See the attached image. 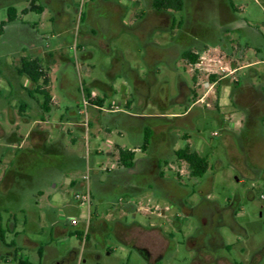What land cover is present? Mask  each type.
Masks as SVG:
<instances>
[{
  "label": "crops",
  "instance_id": "crops-1",
  "mask_svg": "<svg viewBox=\"0 0 264 264\" xmlns=\"http://www.w3.org/2000/svg\"><path fill=\"white\" fill-rule=\"evenodd\" d=\"M17 1L20 0H1L6 13L8 8H13L17 15L0 36L1 79L11 77V68L20 58H38L48 68V92L51 102L58 108V88L70 101L81 99L77 88L82 81L81 75L89 69L87 62L92 59L89 49L101 51L107 61V83L94 79L90 86L83 82L82 85L88 97L103 100L102 105L93 107L98 116L90 129L93 135L107 137L104 151L110 163L105 169L90 168L89 165L94 163L93 154H103L100 144L94 143L93 153L86 154L89 161L85 171L91 174V185L99 200L109 203L111 212L117 206L115 237L141 257L153 253L170 232L169 193L174 190L184 195L189 193V184L174 170V153L185 147L197 153L187 132L183 134L185 145L182 148L174 146L172 136L168 134L173 126L167 129L166 136H159L160 119L172 121L173 125L179 123L184 129L193 131L200 118L209 116L223 125V122L231 121V116L246 114L230 125V130L235 129V132L223 125L222 136L239 143L247 154L264 150V69L257 68L264 64V33L258 24H250L235 12L232 0H182L180 12L156 10L153 0H129V3L124 0H83L80 12L75 7L79 0H21L24 7L20 10L14 6ZM30 2L39 10L28 11ZM174 13L179 14L178 18ZM32 14L38 16V20H27ZM162 40L164 44L160 42ZM230 46L236 50L232 66L235 75L219 77L223 72L210 67L216 71L209 81L203 65L197 61L205 58L203 52L206 49L218 51ZM159 51L168 54L175 51L176 55L165 64L166 76L162 80L156 56ZM186 53L196 57L194 64L182 59ZM136 61L143 65L138 66ZM171 75L175 77V90L181 85L187 97L190 99L193 95L197 101H191L184 112L173 111L175 103L164 110L153 111L160 92L169 97ZM93 85L103 89V98L91 90ZM5 94L7 91H0V192L16 188L22 196L32 195L34 204L25 205L21 198L12 208H2L10 214L7 228L12 238L5 242L0 223V260L7 264H32L24 255L30 250L49 264L67 263L69 258L72 263L79 262L81 251L77 257L73 250L67 257L58 259V256L50 255L48 242L39 243L30 237L31 234L40 235L42 231V228L39 231L31 228L30 217L35 211L43 214L50 223L52 239L69 235L83 238L86 233L88 224L78 221L76 225L71 222L64 225L54 214L60 204V187L76 190L83 187V183L71 178L74 174L62 172L64 166L75 168L82 164V158L74 151L76 140L68 141L64 136L58 138V122L35 128V118L19 117L12 104L2 101ZM106 98L109 99L108 108L103 106ZM75 110L66 106L59 125L87 133L76 118ZM35 112L31 107L26 114ZM145 132L150 133V138L142 151ZM174 135L175 138L178 136ZM120 149L133 153L130 167L117 165ZM244 161L245 165L236 164L240 171L251 172L254 178L264 173V163L259 157H248ZM86 185L89 184L86 182ZM116 200L119 203L114 205ZM207 200L204 197V201ZM159 202L166 203L161 215H158ZM16 213L23 217L21 230ZM126 214L135 221L131 228L125 222ZM89 219L92 224L101 225L97 212L94 216L89 212ZM232 224L240 237H248L238 223L232 221ZM89 237H92L90 233L86 239ZM190 240L193 242L194 238ZM208 241L209 238L204 239L207 244ZM215 243L218 248H231L221 234ZM204 256L206 260L213 259L211 254ZM215 262L244 264L218 253ZM260 263L261 256L254 254L245 264Z\"/></svg>",
  "mask_w": 264,
  "mask_h": 264
},
{
  "label": "rangeland",
  "instance_id": "rangeland-1",
  "mask_svg": "<svg viewBox=\"0 0 264 264\" xmlns=\"http://www.w3.org/2000/svg\"><path fill=\"white\" fill-rule=\"evenodd\" d=\"M124 1L129 3V0ZM22 2L23 1L21 0L17 1L14 3L16 4L14 6L20 10L22 7H24ZM232 3L236 9L235 12L239 16L244 18L250 24H258L260 30L264 33V0H232ZM82 6L83 5L80 6V0L77 4H75L76 10H79V12L83 9ZM6 15V6H3L0 0V22L6 19ZM174 15L176 18H178L179 14L174 13ZM27 20H38V16L32 14L31 16L27 17ZM158 36L163 37L164 35L162 34L161 36L159 34ZM160 42L162 44L165 43L163 40ZM89 52L92 54V59L87 62V64H89V69L87 72L81 75L82 82L85 86H90L93 84L94 79L100 81L101 83H107L108 81L105 71L108 65L104 55H102L101 51L94 48L89 49ZM156 56L158 62L160 63L159 77L160 80H162V78L166 76L164 75L165 64L168 62L170 63L176 57L175 51H171L169 54L159 51ZM141 63L142 62L136 61L138 66L143 65ZM180 64L182 65V62H180ZM257 68L263 70L264 64L258 66ZM173 78L175 77L172 76V80H170L168 87L169 96L176 95V90L174 87L175 79ZM6 88H8L6 80L1 79L0 77V91L6 92ZM91 90H93L97 96L103 98V89L94 86L91 87ZM93 92L90 91L91 94ZM14 103L16 106H18L17 104L19 103V100H15ZM80 104L81 99H79L77 102L70 101L66 98V95H64L62 90L58 88V108L51 109L48 119L51 123L58 120V138L64 136L68 141L71 138L76 140L74 151L77 153V156L82 158L81 165L77 164V167L75 168L64 166L62 168V172L65 174H74L71 176V178L77 181V183H83V187L78 190L71 189L69 186L60 187L58 193L60 204L58 209H55L54 214L56 218H60L62 224L69 225V222L72 218L77 222L79 221L86 223L88 212L91 213V216H94L95 212H97L99 218L98 221L101 222V228L106 229L109 234L104 235L103 246L100 245L99 241H95L92 237H89L88 240L86 239L87 245L85 247L82 245L83 238H79L75 235L64 237L58 236L57 239H52L50 223L44 219L43 214H40L39 211H35L32 212L30 217L31 228L35 229L36 231H39V229L42 228V231L40 232V235L31 234L30 237L32 240H35L39 243L48 242L51 253L50 255L58 256V259L67 257L73 250L77 252L81 251V258L79 262L75 261L72 264H146L143 257H141L139 253L133 249L125 247V245H123L118 240V238L111 234V231L115 229L114 223L119 216V213H117L116 210L117 206L113 207L115 209L111 212L112 208L110 207V204L99 200L98 196L94 193V187L91 185V174L90 172L86 173L85 171L86 162L88 163L89 161V157L87 158L86 154L89 155V153H93L94 143L100 144L103 154H93L94 163L89 165L90 168L105 169L108 167L110 162L106 159L104 151V142L107 140V137L102 134L93 135L91 134V129H89V132L83 133L77 132L71 127L59 125L60 116H65L63 111L66 106L76 108V111L78 112V120L83 122L85 117L79 112V109L81 108ZM103 106L104 108L109 107L108 98H106ZM159 110L161 109L159 108L158 104H155L153 111ZM173 111L184 112V109L176 106L174 107ZM86 113V119L90 124L97 120L98 113L92 106L87 107ZM242 116L245 117L246 114L238 113L237 117L231 116V121H227V123L223 122V125L228 127V130H230V125L238 121ZM178 124L173 125L168 133L172 136V142L175 144L174 146L182 148L185 145L182 136L185 132H187L191 136L193 148L197 151V153H199L201 157L206 158L208 163V170L202 178L198 179L199 184L197 185V188L199 187L200 193L204 197H207V202L210 204V206H208L210 208L209 210L222 211L224 218L218 217V220L221 219L218 225V232L222 235L224 241L227 244H231V248L229 250L217 247V253L236 262H243L244 264L246 261H249L252 255L259 254L261 256L260 264H264V173H259L258 177L254 178L251 176V172L248 173L246 171H240L237 166L239 164L245 165L246 162H243L244 159L248 157L254 158L256 156L259 157L264 163V150H255L252 152L253 154H247L244 152V150H242V146L239 145V143H235L232 138L223 137V125H219L209 116L205 119L200 118L196 128L193 131H188V129H184L183 125ZM90 128H92V126ZM69 130L72 133H68L67 131ZM230 131L235 132V129ZM174 134H177L178 136L175 138ZM110 139H113L114 142L120 144L119 140L112 137ZM239 161L242 162L240 163ZM102 173L103 175H106L105 171ZM86 175L87 179L85 178ZM209 178H211V183L207 187H203V183ZM86 182L89 184V190L91 191L92 195V197L90 196L89 208H87L86 205L80 206L75 199L76 194L85 191L87 186ZM189 187H191V184H189ZM21 198H23L22 203L33 206L34 200L32 195L22 196L18 193L16 188L7 190L3 193L0 192V223L5 242H9V240L12 238V235L7 229V222L10 214L3 211L2 208L7 206L12 208L14 204H18L16 202H19ZM200 202L201 197L198 194H193L187 199L186 206L188 208L195 209L196 213H198L200 211L198 206ZM118 203V200L114 201V205H117ZM143 204L146 203L144 202ZM165 204V202H159V209L162 210ZM10 212L14 213V211ZM110 213H112V215L108 216ZM213 213L216 214L217 212L215 213L210 211L208 218H211L210 215H214ZM16 217L20 225L18 228L21 230L23 217L19 213H16ZM125 219V222H127L129 225L131 222V216L126 214ZM232 221L234 223H238L242 228H244L248 237H240V233H238V231H236L232 226ZM199 228L201 229V224L197 220V217L192 216L184 218L182 228L183 235L174 233V240L177 243L178 241H181L177 251L173 254L176 259L182 258L183 251L187 250V248L190 250V257H192V259L194 258L193 256L195 255V251L193 249L192 242L188 246L187 244L184 246L183 242L188 237H199ZM4 246L5 245L3 244L2 247ZM24 255L32 264H49L48 261L43 262L40 260V257L34 251L26 250ZM97 257L99 258L97 259ZM176 259H170L169 261H165L163 264H183V262H178ZM3 260H5V257H3ZM186 263L187 261L184 262V264ZM0 264L7 263L0 260Z\"/></svg>",
  "mask_w": 264,
  "mask_h": 264
},
{
  "label": "flooded vegetation",
  "instance_id": "flooded-vegetation-1",
  "mask_svg": "<svg viewBox=\"0 0 264 264\" xmlns=\"http://www.w3.org/2000/svg\"><path fill=\"white\" fill-rule=\"evenodd\" d=\"M31 5H34V4L30 2L29 6L31 7ZM182 9H183V2H182ZM16 19H17V15H16ZM178 24L179 25L182 24L180 19L178 20ZM4 27H3V30H4ZM73 50L74 52H76V47H74ZM235 52L236 50H234L232 46L223 48L218 51L216 50L212 51L210 49H206L203 52L205 54V58L202 57L197 62L200 65H203L204 67L203 70L206 72L207 79L209 81L213 79L211 76L214 75L213 73L214 71H216V70L211 69L210 67L214 69H219V71L223 72L219 74L220 75L219 77H223V76L228 77L229 75L234 76L235 71L232 70V66H234L235 64ZM186 54L182 55L183 60L184 59L188 60L185 58ZM23 61L37 62L40 68L39 71L40 70L43 71L46 77L48 78V68L38 58H26V57L20 58L19 61L16 63L15 67L11 68L12 75L10 78L7 77L8 79L6 80V83L8 86V88H6L7 94H5L4 97H2L1 99L7 104H12L13 109L17 112V115L19 117L35 118L34 127L41 128L43 124L49 123V120H48L49 111L55 108V105L51 102V98H49V100L46 101L44 99V96L40 94L41 89H43L46 93L49 94L48 92L49 83L47 85H43L41 80H39L37 83H34L28 76L20 75L18 73V69ZM73 85L75 86V83H73ZM77 89H78V93L80 94V98L82 94L87 96L83 88L82 81L79 83V87ZM159 95L160 96L158 97L157 104L161 110H164L165 107L170 106L172 103H175L176 106L185 110L188 104L191 103V101L193 102L197 101V99H195L193 95L189 99L187 97L188 95H187L186 90H184L181 87V85H177L175 96L165 97L162 92H160ZM17 99L19 100V103L17 104L18 106H16V104L14 103V101ZM93 105L95 104H92V107ZM31 107L35 108L36 112L33 113L32 115L27 116L26 112L30 110ZM76 110H75V113H76L75 116L76 118H78V114H77L78 112ZM56 122H58V120ZM173 124L174 123L172 121H169L167 119H160L158 122L157 134L161 137L166 136L167 129L170 126H173ZM80 125L83 127V129H86L85 131L89 132L90 123L87 121V119L81 122ZM183 138L184 136H182V139ZM175 153H174V160H173V164L175 167L174 170L181 177H183L188 184H191V187L188 188V191H189L188 195L181 194L177 190H174L172 193H169L168 195L169 207L167 209L169 210V213L171 214L170 232L167 235L165 242L158 243L156 250L153 253H151L149 256H143V259L145 260L146 264H163L165 261H169L170 259H174V258L176 259V257L173 256V254L177 251L179 243L181 241H178L177 243L174 240L175 239L174 233L183 235L182 228H183L184 218L195 216L197 217V220L201 224V229L199 228L200 229L199 230L200 233L198 232L199 237L195 236L192 242V246L194 247V251H195V255L193 256L194 258L192 259V257H190V250L187 248V250L183 251L182 258H177L176 260L178 262H183V264L185 261H187L186 264H216L215 260L217 256V251H216L217 244L215 243V240L219 235L218 225L221 219L220 220L218 219L223 217V213L220 210H209L210 208L208 206H210V204L207 201H204V196L199 191L200 188L199 187L197 188V185L199 184L198 179L202 178L208 169L201 177H198V178L192 177L189 165L185 161L179 160L178 158H176ZM117 165L123 166L121 165L119 158L117 161ZM195 183L197 185H195ZM210 183H211V178L207 179L203 183V187H207ZM193 194H198L201 197V202L198 205L200 211L198 213H196L195 209H191L186 206L187 199ZM161 211L162 210L158 212V215H161ZM210 211L215 212V213L217 212V213L216 214L213 213L214 215H210L211 218H208ZM134 225H135V221H133L131 217V222L128 228H131ZM89 233L91 234L92 238L95 241L96 240L99 241L101 246H103L102 237L104 235L109 234V232H107L106 229L101 228V225H97L96 223L92 224L89 219L86 233L83 234V239H82V245L84 247L87 245L86 236ZM111 234L114 235L113 231H111ZM205 238H209L208 244L204 242ZM190 243H191L190 237L185 239L183 242L184 246H186V244L188 246L190 245ZM76 254H78V252L74 251L75 257H77ZM206 254L213 255V259L206 260L204 256ZM98 258L99 257H97V259ZM71 263H72V258H69L67 260V263L63 262L61 264H71Z\"/></svg>",
  "mask_w": 264,
  "mask_h": 264
},
{
  "label": "trees",
  "instance_id": "trees-1",
  "mask_svg": "<svg viewBox=\"0 0 264 264\" xmlns=\"http://www.w3.org/2000/svg\"><path fill=\"white\" fill-rule=\"evenodd\" d=\"M153 7L156 10H172L175 12H180L182 9V1L153 0ZM33 10L37 11L39 9H37V7H35L34 5H31L28 11H33ZM15 19H16V11L13 8H8L6 20L0 22V35L3 32V27L7 23L13 22ZM185 58L188 59V61L192 64H194L197 60L195 56L189 53L185 55ZM39 69L40 68L37 62L23 61L18 69V73L20 75L28 76L34 83H37L39 80H41L43 85H47L49 83V80L46 77L45 73L41 70L39 71ZM40 94L44 96V99L46 101L49 100L50 98L49 94L46 93L43 89L40 90ZM91 103L95 105H102L103 100L97 98H93V99L91 98ZM149 138H150V133L145 132L144 141L142 145L143 151L146 149V146L148 145ZM175 155L176 158L185 161L189 165L192 177L195 178L201 177L208 169L207 160L204 157L199 156L197 153L190 151L188 147L176 151ZM118 157L121 165H123L124 167H130L132 165V161L134 158L132 152L120 149L118 151Z\"/></svg>",
  "mask_w": 264,
  "mask_h": 264
},
{
  "label": "built area",
  "instance_id": "built-area-1",
  "mask_svg": "<svg viewBox=\"0 0 264 264\" xmlns=\"http://www.w3.org/2000/svg\"><path fill=\"white\" fill-rule=\"evenodd\" d=\"M82 2L83 0H80V6L82 5ZM91 98L92 97H88L84 94H82L81 96V104H80L81 108L79 109L80 110L79 112L84 115L85 120L87 117V113H86L87 107L92 106ZM93 107H96V106L93 105ZM85 178L87 179V175L85 176ZM75 199L80 206L86 205L87 208H89L90 207V192H89L88 186L86 187L84 192L76 194ZM88 221H89V212H88V216L86 219V225L88 224ZM70 222L72 225H76L78 223L75 219H72Z\"/></svg>",
  "mask_w": 264,
  "mask_h": 264
}]
</instances>
